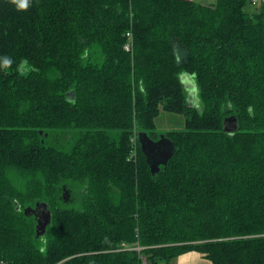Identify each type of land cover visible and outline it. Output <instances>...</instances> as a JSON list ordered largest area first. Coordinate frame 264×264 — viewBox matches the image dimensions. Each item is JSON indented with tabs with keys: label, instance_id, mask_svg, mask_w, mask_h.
<instances>
[{
	"label": "trees",
	"instance_id": "obj_1",
	"mask_svg": "<svg viewBox=\"0 0 264 264\" xmlns=\"http://www.w3.org/2000/svg\"><path fill=\"white\" fill-rule=\"evenodd\" d=\"M161 110L184 128L157 132ZM140 133L174 145L164 164L150 167ZM63 185L84 192L76 206ZM36 202L51 213L42 237L23 213ZM192 250L264 264V1L0 0V260L168 264Z\"/></svg>",
	"mask_w": 264,
	"mask_h": 264
},
{
	"label": "water",
	"instance_id": "obj_2",
	"mask_svg": "<svg viewBox=\"0 0 264 264\" xmlns=\"http://www.w3.org/2000/svg\"><path fill=\"white\" fill-rule=\"evenodd\" d=\"M188 76L191 75L183 73L180 76V79L181 82L183 83V86L186 85L187 87H191L193 85V82L192 85L189 84V81L187 79ZM237 128H238L237 120L233 115L228 116L223 120L224 132L232 133L236 131ZM139 142H140L141 150L146 157V161L149 163L151 168L159 164H164L174 149V145L170 141L164 139L162 135L158 138V140H152L151 138H149V136L146 133H140ZM37 210L39 211L37 212ZM23 213L26 216L33 214L35 217H38L37 215L40 213L42 214L39 215L41 220L38 218L36 221L35 234L36 236L43 235L51 220V213L46 203L36 202L34 204V207L28 206L24 208Z\"/></svg>",
	"mask_w": 264,
	"mask_h": 264
},
{
	"label": "rangeland",
	"instance_id": "obj_3",
	"mask_svg": "<svg viewBox=\"0 0 264 264\" xmlns=\"http://www.w3.org/2000/svg\"><path fill=\"white\" fill-rule=\"evenodd\" d=\"M247 8L251 11L254 10V6H251L250 4L247 5ZM184 88H185L186 95H187V102L191 104L192 106L200 109L201 104H200V100L197 95V87L195 85L194 80H193V85L191 87H187L186 85H184ZM183 128H184V118L181 115L173 114V113L161 110L159 115L156 118V131L157 132H165L168 130H180ZM67 135L68 134L57 135L56 139L67 140L68 139ZM82 193L84 192H81L78 187H76L74 191L72 187L63 185L60 189L59 199L61 198V201L64 202L62 203L67 207L76 206L77 202H79V200L81 199ZM122 245H124L125 246L124 249H126L127 245L125 244H122ZM134 247L137 248L138 251L141 249V247L139 246H134Z\"/></svg>",
	"mask_w": 264,
	"mask_h": 264
},
{
	"label": "crops",
	"instance_id": "obj_4",
	"mask_svg": "<svg viewBox=\"0 0 264 264\" xmlns=\"http://www.w3.org/2000/svg\"><path fill=\"white\" fill-rule=\"evenodd\" d=\"M194 1L200 3H210L214 0H194ZM187 79L189 81V84L192 85L193 77L188 76ZM160 264H165V263H160ZM168 264H212V263L211 261L206 259L203 256V254L192 250L173 258L168 262Z\"/></svg>",
	"mask_w": 264,
	"mask_h": 264
},
{
	"label": "built area",
	"instance_id": "obj_5",
	"mask_svg": "<svg viewBox=\"0 0 264 264\" xmlns=\"http://www.w3.org/2000/svg\"><path fill=\"white\" fill-rule=\"evenodd\" d=\"M264 0H250V2H251V4L252 5H257V4H259L260 2H263ZM126 37H127V41H126V43L124 44V49L126 50V51H132V34H131V31H127L126 32ZM135 149V147L133 146V150H132V156L131 157H135V154H136V151L134 150ZM124 245H121V250L122 249H124ZM126 249H136L137 250V248H135V247H126ZM0 264H8V263H6V262H4V261H1L0 260Z\"/></svg>",
	"mask_w": 264,
	"mask_h": 264
},
{
	"label": "flooded vegetation",
	"instance_id": "obj_6",
	"mask_svg": "<svg viewBox=\"0 0 264 264\" xmlns=\"http://www.w3.org/2000/svg\"><path fill=\"white\" fill-rule=\"evenodd\" d=\"M152 140H153V139H152ZM157 140H158V139H157ZM38 211H39V210H37V212H38ZM40 214H41V213H40ZM40 214L37 215L38 217H35V216L33 215L36 221H37L38 218L41 220V218H40V216H39ZM41 215H42V214H41Z\"/></svg>",
	"mask_w": 264,
	"mask_h": 264
},
{
	"label": "bare ground",
	"instance_id": "obj_7",
	"mask_svg": "<svg viewBox=\"0 0 264 264\" xmlns=\"http://www.w3.org/2000/svg\"><path fill=\"white\" fill-rule=\"evenodd\" d=\"M20 116V115H19ZM32 120H33V118H32Z\"/></svg>",
	"mask_w": 264,
	"mask_h": 264
}]
</instances>
